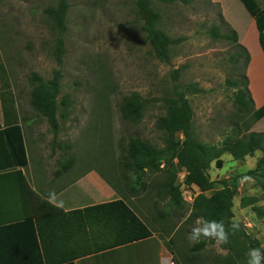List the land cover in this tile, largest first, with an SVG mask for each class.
Masks as SVG:
<instances>
[{"label": "rangeland", "instance_id": "rangeland-1", "mask_svg": "<svg viewBox=\"0 0 264 264\" xmlns=\"http://www.w3.org/2000/svg\"><path fill=\"white\" fill-rule=\"evenodd\" d=\"M58 1L0 0V57L17 98L30 160L64 159V148L70 144L66 152L79 166L72 171L83 174L81 185L85 189L99 179L116 186L109 190L106 200L124 197L165 242L176 237L179 230L187 229L178 243L185 246L186 241L193 245L187 235L202 219L192 222L186 219L199 188L182 187L186 202L177 213L168 209L167 199L157 193L159 183L164 180L161 172L147 181L146 191L140 190L135 195L125 188L122 180L120 142H126L130 136H140L163 145V133L156 122L165 112L163 97L174 88L172 73L176 69L181 70L179 83L195 82L202 88L200 93L188 95L199 137L217 143L232 131L237 112L236 88L227 80L239 79L247 69L243 59L232 61V54L238 50L232 40L214 39L209 29L216 23L221 25L223 32H228L227 22L239 28L242 37L247 39L244 45L254 54L256 66L250 76L260 90L264 86V72L257 62V29L243 13V2L187 0L165 3L154 0V7L162 17L161 26L171 36L186 37L172 49L171 61L166 63L152 52L141 29L136 15L137 0H69L64 53L59 64L56 52L59 29L47 13ZM260 1L264 4V0ZM56 69L62 70L63 77L59 129L54 134L48 119L38 114L31 103L30 76L38 72L50 79ZM1 83L0 79V91ZM133 92L147 99L138 122L125 121L120 112L124 96ZM1 102L0 96V120L3 116ZM247 120L252 122V130L264 132V117L257 122L252 117ZM261 154L257 151L255 156L236 160L225 153L222 156L224 166L218 168L213 162L210 176L220 180L246 172L255 167ZM185 174V169L181 168L178 175L181 183ZM239 190L234 199L235 219L243 222L264 245V218H259L250 207L240 206L241 195H260L261 191L250 177L241 178ZM167 210L170 212L168 220L162 216ZM207 252L225 254L226 250L214 242L207 247Z\"/></svg>", "mask_w": 264, "mask_h": 264}, {"label": "trees", "instance_id": "trees-1", "mask_svg": "<svg viewBox=\"0 0 264 264\" xmlns=\"http://www.w3.org/2000/svg\"><path fill=\"white\" fill-rule=\"evenodd\" d=\"M165 3H175L187 0H159ZM256 21L259 31V41L264 50V4L260 0H241ZM70 8L69 0H59L56 7L47 9L49 17L59 29L56 52L59 64L64 53V33L67 29V17ZM136 15L141 21V29L155 56L169 63L172 49L186 39L185 36H171L161 26V14L154 7V0H137ZM229 31L223 32L221 25L213 23L209 33L214 39H230L238 50L232 54V61L243 59L247 69L250 63L248 49L239 41L238 31L228 22ZM180 69L173 71L174 88L163 97L164 114L158 117L156 127L163 133V145H157L140 136H130L126 142H120L122 180L125 188L138 195L140 190H147L148 180L154 174L161 172L164 180L159 183L157 193L167 199L166 207L177 213L185 206L183 186L198 187L199 193L194 196L191 212L187 222L199 219H223L229 224L235 219L234 199L239 193L241 178L250 177L254 180L260 195H241L240 206L250 207L259 217L264 218V132L252 130V122L264 117V104L255 108L249 87V77L246 74L239 79L228 78L227 82L235 90V105L237 112L233 117L232 131L220 142H208L196 133L194 109L189 94H197L202 88L192 82L187 85L178 82ZM61 69L54 71L53 77L44 78L38 72L30 76L32 83L31 103L38 114L45 116L54 134L59 129V95L62 91ZM1 103L3 118L0 120V193L10 196L12 202L28 207L30 212V194L36 204L35 216L29 213L18 224L29 226L32 233V245L29 256L25 254V236L17 240L18 256L32 259V264H74L82 256L114 248L142 238L149 237L156 230L145 221L124 197H116L109 201L89 204L83 207L65 210L54 207L48 198L34 191L21 169L28 164L29 156L25 140L22 118L17 108V98L11 87V80L0 57ZM147 99L140 93L133 92L124 96L120 104L122 119L128 122H138L143 116ZM61 147V144H59ZM63 171H69L74 162L66 148ZM261 151L255 167L239 173L232 178L214 180L209 169L214 162L216 167L224 166L223 154L230 153L236 160H245ZM181 168L186 174L182 183L178 175ZM110 184V183H109ZM111 186L116 187L111 184ZM156 200V199H155ZM41 211V212H40ZM161 215V214H160ZM167 210L162 216L169 219ZM169 216V217H168ZM4 219L7 217H3ZM14 222H7L10 225ZM24 228V227H23ZM187 229L178 231L176 237H170L166 245L173 254L175 264H246V253L250 248L261 247L263 242L254 233L248 231L243 222L241 230L231 237L230 242L221 245L226 253L212 254L207 247L212 240H202L195 245L181 246L178 241ZM24 235V233H23ZM264 251V248L261 249ZM180 255V257H179Z\"/></svg>", "mask_w": 264, "mask_h": 264}, {"label": "crops", "instance_id": "crops-1", "mask_svg": "<svg viewBox=\"0 0 264 264\" xmlns=\"http://www.w3.org/2000/svg\"><path fill=\"white\" fill-rule=\"evenodd\" d=\"M242 11L249 17V19H251V25V21H253L256 26V21H254L252 18L253 15L249 12L246 6L242 8ZM236 28L238 29L236 30L239 34V40L242 41L243 45L246 44L247 39L242 37V34L237 26ZM256 29L257 39L259 41V31L257 26ZM258 50L259 61L257 62L264 72V50L260 41L258 44ZM249 53L251 57L250 63L247 67V75L250 81L249 87L252 93L255 108H259L264 104V86L259 90L250 76V71H252L253 67L256 65L254 64V54L252 55L250 51ZM62 165L63 163L59 162L58 159H39L31 161L29 157L28 164L21 169L26 175L29 186L34 191H37L39 194L47 198L50 192H54L56 194V199L63 202L62 208L65 210L108 201L106 200L108 192L109 190H113V187L110 184L102 182L99 179L96 184L93 183L95 185L85 189L81 185L84 179L83 174L76 172L79 168L78 164L73 162L69 171H63L61 167ZM73 169L76 170L72 171ZM0 181L7 183L6 179H0ZM30 198L31 204L29 212L26 205H19L16 202H12L10 196L6 193H0V264H32L33 260L29 259L31 258L29 253L31 248L30 246L32 245L31 239L33 234L30 233L31 238L29 242V233L27 229L29 226H21L18 224L24 220L25 215L27 216L31 213L32 216H35L36 212H38L36 210V204L32 201V194H30ZM3 217L7 218L4 219ZM7 222L14 223L5 225ZM21 235L25 236V254H27L29 258L21 256L20 259L18 252H13V249H18L17 240L15 239L21 237ZM172 260L173 254L167 247L165 240L158 233H154L146 238L79 257L74 261V264H171Z\"/></svg>", "mask_w": 264, "mask_h": 264}, {"label": "clouds", "instance_id": "clouds-1", "mask_svg": "<svg viewBox=\"0 0 264 264\" xmlns=\"http://www.w3.org/2000/svg\"><path fill=\"white\" fill-rule=\"evenodd\" d=\"M48 202L54 207H63V202L56 199V194L50 192L48 194ZM241 230V222L238 219L232 220L229 224H225L223 219H211L198 221L187 235V239L193 244H198L202 240H212L219 245H226L230 242L232 236ZM261 247L250 248L246 255V264H264V251Z\"/></svg>", "mask_w": 264, "mask_h": 264}, {"label": "built area", "instance_id": "built-area-1", "mask_svg": "<svg viewBox=\"0 0 264 264\" xmlns=\"http://www.w3.org/2000/svg\"><path fill=\"white\" fill-rule=\"evenodd\" d=\"M171 264H175L173 260H172Z\"/></svg>", "mask_w": 264, "mask_h": 264}]
</instances>
